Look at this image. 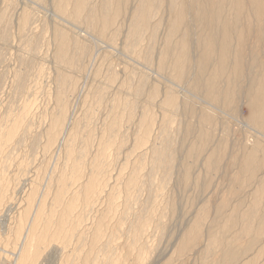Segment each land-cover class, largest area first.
Wrapping results in <instances>:
<instances>
[{"label": "rangeland", "instance_id": "obj_1", "mask_svg": "<svg viewBox=\"0 0 264 264\" xmlns=\"http://www.w3.org/2000/svg\"><path fill=\"white\" fill-rule=\"evenodd\" d=\"M58 1L0 0V190H3V197L0 198V264L4 259L9 261L8 264H14L13 259L21 247L20 241L22 242L24 238L22 236L24 230L26 233L27 229L29 227L31 229L36 223L40 226L35 235L43 234L45 241L42 250L39 249L41 253L38 261L34 264H110L113 258L121 257L122 254L127 260L124 261L123 257L124 264H131L133 256L124 255L127 253L123 241L129 237L132 224L148 215L151 207L157 212L152 209V212H155L151 213L153 225L151 224L143 235L142 244L147 247L148 253L142 264H223L214 260L221 254L218 246L211 253L203 251L204 246L205 248L210 246L209 241L213 237L218 242L221 237L219 246H223L222 248L230 245L229 248L238 253V259L233 264H264V233L257 238L243 233V226L249 221L247 217L251 213L256 197H260L261 207L264 208V128L249 120L247 80L243 79L236 87L237 97L234 106H227L212 103L202 94H192L188 85L176 83L171 78L169 70L159 71L156 65L157 61L159 62L158 53L162 49L167 33L165 27L167 11L163 7V11L153 13L157 14L153 15L154 20L151 21L153 25L156 23L154 38H150L148 30L142 34V42L135 47L136 49L126 51L124 36L131 23L128 21L132 15L131 9H135L137 0H124L123 11L120 10L121 13L119 11L114 26L103 36L99 35L95 23L88 22L89 19L75 20L68 14L72 10L71 3L67 7L68 12L60 13L56 9ZM94 1L92 0V4L95 5V9L101 0L97 1V6ZM25 13H28L29 21L27 20L26 27L21 29V19ZM159 13L165 17L162 23L159 21L162 19L161 15L158 17ZM115 27H119L120 30L117 32L118 36L113 37ZM56 29L89 51L87 55L80 53L81 56L75 49L68 51L71 57L73 55L76 57H72L75 59L72 69L62 66L56 60L57 41L54 34ZM58 75L77 82V90L67 102L69 112L66 124L69 129L68 124L73 119L80 120L83 124L85 121V126L93 132L90 154H94L101 135L108 102L116 98L122 109L125 103H135L132 117L128 116L129 122L126 120L121 124L125 133L122 139L118 140L123 141V146L117 140L118 145L122 147L109 148V151L111 150L109 159L104 164L105 166L108 164L106 167L108 171L101 177L109 180V187L100 200L93 204L92 210L83 209L81 202L76 204L75 215H72L69 223L73 224V227L78 221L81 223L76 225V233L71 237L56 232L55 225L60 220V208L52 203L58 186L57 177L65 171L66 175L73 174L65 151L68 150L67 139L65 140L67 133V136L64 135L65 132L60 135L49 151L48 148L44 150L46 140L43 132L53 113L52 99L56 89L54 80ZM95 75H99L98 78ZM111 75L113 76L109 77ZM111 78L113 82L110 83ZM141 82L144 86L137 98L132 91ZM226 86L223 85V88ZM152 89L157 90L154 99L151 98ZM99 90H103L105 94H101L104 99L101 106L97 105ZM168 91L175 96L177 103L175 108L169 109L170 111L160 105ZM145 110H149L153 115L154 124L148 142L138 146L135 144L138 138L137 130ZM24 113L28 114L25 116ZM19 119L21 122L15 136L6 139L4 135ZM82 129L83 126L81 131ZM80 135H82L78 137L80 139L76 140H79L78 143L75 141L73 145L75 147L78 145L75 151L77 155L74 153L76 155L74 156L76 160L83 162L82 170L83 174H86L90 157L86 160L77 157L80 152L82 153L86 136L84 132ZM165 142L171 145L173 157L172 167L168 172L155 166L150 152L152 147L160 150ZM195 148H198L196 155L190 156L189 153ZM248 153L254 155L253 179L250 171L240 170L241 162ZM210 158L213 159L212 165L208 164ZM137 163L141 164L139 169L142 168L141 173L138 171L141 184L138 190H135L134 199L131 198L134 201H130L131 199L127 201L123 187ZM187 168L188 179L185 178ZM67 177L70 178L71 175ZM236 177L242 179L236 180ZM72 180L71 178L67 180L63 201H68L69 194L79 188L78 184L70 182ZM113 187L116 206L111 217L107 219L104 234L97 241L93 229L91 232L89 227L95 224L96 218L105 215L108 206L106 195ZM259 189L262 192H257ZM39 204H42L43 208ZM205 208L207 212L204 215L203 235L199 240L203 247L180 253L179 243L185 232L192 227V222ZM45 211L48 213L45 214ZM229 216L237 221L235 225L230 226L231 228L226 226L229 223H227ZM120 219L123 221L122 224L125 221L123 228L121 226L120 230L118 227L117 231L113 230L112 227H115L116 221ZM46 220H49L50 225L46 232H43L44 224L48 222ZM253 223L256 232L257 218ZM105 251L107 253L109 251L110 254L105 255ZM102 257H106L103 258L106 260H102Z\"/></svg>", "mask_w": 264, "mask_h": 264}, {"label": "bare ground", "instance_id": "obj_2", "mask_svg": "<svg viewBox=\"0 0 264 264\" xmlns=\"http://www.w3.org/2000/svg\"><path fill=\"white\" fill-rule=\"evenodd\" d=\"M95 1L94 2L96 4L98 0ZM136 2H137V6L135 7V9L133 8L134 11L133 9H131L133 13L132 11L130 12V14L132 15L130 16L131 18L128 19V21L130 20L131 23L129 24L130 25L129 29L124 36L125 39L124 46L125 49H127L126 51H128V49H132V50L136 49L135 47L139 46L140 43L142 42L141 40L142 34H144V32L148 30L150 31L149 33L150 38L151 39L154 38L156 34L155 32L156 23L155 25H153L154 23L152 24L151 21L154 20L153 15L157 16V14H153V13H158L159 11L161 10L163 11L165 9L167 11V13L165 12L167 16L165 15V13L163 15L166 16V18L165 17L164 18H165V23L167 22L166 23L167 26H165L166 24L164 23L163 24L165 27H167V33H166V38L162 44L163 45L162 49L158 53L159 62L157 61L156 65H158L159 71L164 70L165 72L166 70H169L171 74V78L174 81H176V83H181V84L185 83L186 85H188L189 90L193 92L192 94L194 93L202 94L208 101L212 103L219 105H227V106H234L233 104L235 103V98L237 97L236 87H238V85L243 79L247 80L248 89H249V92L247 93L248 94L247 102L249 103L250 106L249 120L250 122L252 121L251 123H255V125L256 123L258 125L260 124V126L264 128V0H137ZM70 3L72 5L71 7L72 10L70 11L71 13L68 14H71L70 16H72L73 19L75 20L86 19L87 21L89 19L88 22L90 21L91 24L95 23L100 36H103L104 33L109 28H112L114 26V21L116 20V17L121 13V11H123L122 9L125 7L124 0H101V2L100 1L98 2L99 6H97L96 4L98 8L95 7V9H94L95 5L92 4L93 3L92 0H59L56 9L60 13H66L68 12L67 10H69L67 9V7ZM135 4L136 3H134V5ZM126 5L128 6V3ZM162 7L164 9H162ZM27 14L28 13H25L21 19L22 21L20 25L21 29L26 27V22L29 17ZM160 15L161 13L158 14V17ZM164 18L162 16V19H160L159 21L162 23ZM158 24L163 25L160 23ZM118 30H120L119 27L118 28L115 27L113 29V34H112L113 37H115V35L118 34L117 33ZM54 34H55V39L57 41L55 57L58 63H60L62 66L69 67V69L74 68L73 66L75 61L73 60L75 59L74 58L72 59V57L75 56L72 54L73 56L71 57V53H68V51H71L72 49H75V51H77L78 54L81 53L82 55L84 54L87 55V53H89V51H87L85 47H83L80 44H77L76 41L66 36V34L61 30L56 29L54 31ZM150 50L152 49L150 48ZM81 54L79 56H81ZM111 73L115 74L113 72ZM99 75L97 76L95 75L96 78H98ZM112 76L113 75L109 77ZM109 80L110 83L113 82L112 78ZM54 81H55L56 89L52 99V102L54 104L52 110L53 113H51L52 116L49 118V123L47 125V128L45 130L43 129L44 132L43 130L42 132L44 133L43 137H45L44 139L46 140L45 142L46 145L44 146L45 151L47 148L49 151V148H52L54 144H56L60 135L64 134V132H65L64 134L65 136L68 135L67 138L65 137V140L67 139L66 140L67 144L66 143L65 144L68 145V150L65 151L67 152V162L68 164H70V168L73 172V174L69 173L71 175L70 178L73 179L70 182L74 183L75 185L78 184L79 188L77 191L69 194L68 201L65 200L63 201V197L66 194L65 191L67 190V189L64 190V188L66 187V184H68L67 180L70 179L67 177L70 175L68 174L66 175L65 173L66 171L64 170L65 172H62L60 176L57 177L58 186L55 195L53 194L54 196L52 198L53 200L52 203L54 206L56 205L60 208V214H59L60 220H58L59 221V222L57 221L58 224L56 223L55 225L56 232L58 234H65L66 237H71L76 233V229H77L75 228L76 225H79L81 223L80 221H78L74 227L73 224L69 223V220H71L72 215L73 214L75 215L74 210L76 208V204L78 202H81L83 209L92 210L93 204L96 201L100 200V198L104 195L107 188L109 187L108 185L110 184L108 183L109 180L104 179V177H101L103 174H105L108 171V169H106L108 164L106 166L104 164L107 163L109 159V153L111 151V150L109 151V148L113 147L114 149V147H117L118 149H120L123 146L122 145L123 141L118 140L119 138L122 139L123 134L125 133L124 126L121 127V124L126 120H128L129 122L128 116L132 117L133 110L135 109V103L134 102L125 103L122 109L120 102L116 98H113L111 101L108 102L109 105L107 107V111L105 110L106 111L105 123H103L104 124L103 128L100 131L101 135L98 138L99 140L96 145L94 154H90V150L92 149V144H93L92 142L93 132L91 129L85 126V121L83 124L81 123L80 120L73 119L68 124L70 126L69 129L66 124L67 122L66 120H68L67 117L69 112L67 102H69L70 96H74L73 94L77 90V82L72 81L69 77L63 75L60 76L58 75ZM223 85H227V86L223 88ZM143 86L144 83L141 82V84H139L138 87L136 88L134 87L135 89L132 92L135 94L134 95L135 97L137 96L138 98L140 96ZM101 91L100 90L98 91L99 104L96 103L97 105L100 106L104 102L103 97H101V94L104 93L103 90ZM95 93H97V89L95 90ZM156 94H157V90L152 89L151 98L154 99ZM95 95L97 96V94ZM160 105L163 108H166L167 110L175 108L177 105L175 96L169 91L166 92ZM24 114L26 116L28 113H24ZM152 116L153 115H151L149 110H145L142 113L139 122V128L137 130L138 138L135 143L136 145L139 146L148 142L149 137L151 135L152 124H154ZM20 122L21 119L17 120L15 124L6 132V135H4L6 136V139H12L15 136L16 130L19 127L18 125L20 124ZM82 126L84 129H82L81 131ZM81 132H84L86 136L84 139L82 153L79 151L80 153L77 157L83 158L85 160L89 159L90 157V159L88 160L89 168L86 174L85 173L83 174V170H84L82 165L83 162L81 163V161L75 159L76 158L75 156L77 155L75 151L78 145L76 147L73 146L75 141L77 139H80L78 137L82 136L80 135ZM164 133L162 132V134ZM117 140L120 142V145H122L121 147L118 145L119 143L117 142ZM78 141L76 142L78 143ZM147 150L149 151V149ZM150 150L154 158L152 162H154L155 166L158 168H164L168 172L171 169L173 162L171 145L169 144V142H165V144L162 146L160 150L154 147H152ZM197 150L198 148L193 149L189 153V155L190 156L196 155L195 153L197 152ZM253 156L254 155L252 153H248L246 155V158L241 162L242 166L240 169L242 172L250 171L251 173L249 174L252 177V179L255 176L253 172L254 169L252 167V163L254 161ZM137 164L138 165H136L134 169L132 168L133 172H130L131 175L129 174L125 182V186L123 187L124 188L123 192L125 193L124 197L127 199V201L133 198V195L136 192L135 190H138L141 184V182L139 183L140 179L138 176L139 173L138 171L140 170L139 168L141 164L140 163ZM208 164L212 165L213 159L210 158ZM234 164H236V161L234 162ZM242 174H240V176H242ZM185 178L186 179L189 178L188 168L186 169ZM239 178H237L236 180H238ZM110 186L112 187L113 185ZM259 190L257 192H262L261 189ZM68 191H67V195H68ZM114 195H115V191L113 187L112 191L108 195H106V199L108 200L107 202L108 206H106L107 209L105 215L96 218L95 224L94 225L91 224V227H89L91 228V232L93 229V234L95 239H97V241L101 238L102 234H104L107 228V219L111 217L114 208L116 206ZM2 197H3V190H0V198ZM130 201H134V200L131 199ZM261 202L262 201L260 200V197H256V199L254 200L251 213L248 214L247 217L250 222L246 221L247 225L245 226H243L244 224L242 225L244 227V232H243L244 235L247 236L250 235V237L253 235L254 238H257L259 236H262V234L264 233V208H262L263 206L261 207ZM42 204L44 205V203ZM45 207L46 206L44 205V208ZM170 207L172 210V205H170ZM41 208H43V206H41ZM37 209H39V207ZM152 209L157 212V210L154 207L153 208L151 207V212L148 215L139 218L135 224H132L131 227L132 231L128 235L129 237H127L129 238L127 243H126L127 238L125 241H123V243L126 244L124 249L126 250L125 252L127 253L124 255L129 254L130 257L132 255L133 256V258L131 257L132 260L131 259L129 260L133 261L132 262L133 264H142L143 260H145V256H147L146 255L148 253L147 247L144 244H142V239L144 233L152 224V220H153L151 215V213H153ZM38 211L39 210H37V212ZM41 211L44 212L43 209ZM42 212L39 211V213ZM46 212L48 213V211H45V214ZM124 212L125 211H123L122 214L123 216H124ZM206 212L207 209L206 208L203 209L202 213L198 217H196V219L192 222L193 223L192 227L190 226L185 232L183 239L179 243L180 253H185V251L188 250H198L201 246L203 247L202 243H200L199 240L200 237L203 235L202 230L205 222L204 215L206 214ZM153 214H155V212ZM255 218H257V222H258L256 232L254 230L255 228L253 223V220ZM227 219H228L227 223L229 222L228 225H226L227 227L233 226L237 223L236 219H234L232 216H229ZM46 221L48 222H45L44 229L42 227L43 232L44 231L46 232V230L48 229L47 227H49L50 225L49 220ZM116 222H117L116 226L112 227L114 228L113 230L117 231L118 229L116 228L117 227L121 228V226L123 228V224L125 223V221L123 224H122L123 222L122 219ZM240 223H242V221ZM37 224L38 223H36L35 225L33 224L31 229L29 227L26 233L24 230L23 232L24 235H22L24 236V238L22 242L20 241L21 247L19 249V252L16 254V257H14L13 259L14 264H34L35 262L38 261L40 255L39 253H41L39 252L40 251L39 249L43 248L44 246L43 243L45 241V236L43 234L35 235L36 230H39L38 227L40 226V225L38 226ZM220 241H221V237H220ZM219 242L215 240L214 237L213 239L211 238V240L209 241L210 246H208L207 248H205L204 246L203 251H206V253L209 252L211 253L218 246L217 249L221 251V254L216 256L214 260L220 261L223 264H230V263L233 264V262H235L238 259L237 256L238 253L236 254V252L232 248H229L231 247L230 245L225 246V248H222L223 246L222 247L219 246ZM123 243L121 247H123ZM109 247L110 246H108L107 248ZM118 247L116 246V248ZM113 248H115V246H113ZM109 249L111 250V247ZM98 250L97 252L96 251L95 252L98 253ZM109 251L108 253L105 251L106 252V253L104 252L105 255L106 254L109 255L110 254ZM122 252H124V250ZM108 255L106 257H108ZM116 255L114 257H116ZM106 257H102V260L105 261L106 259L103 258ZM123 257L124 256L122 254L121 257L118 256L115 259L113 258L110 264H124L122 260ZM125 259L126 258L124 257V261H127ZM7 262L9 261L7 259H4V261L3 260L1 261V264H8Z\"/></svg>", "mask_w": 264, "mask_h": 264}]
</instances>
